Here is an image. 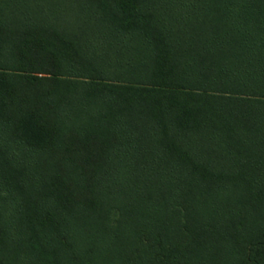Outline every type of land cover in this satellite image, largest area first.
I'll list each match as a JSON object with an SVG mask.
<instances>
[{
	"label": "trees",
	"instance_id": "1",
	"mask_svg": "<svg viewBox=\"0 0 264 264\" xmlns=\"http://www.w3.org/2000/svg\"><path fill=\"white\" fill-rule=\"evenodd\" d=\"M0 264H264V0H0Z\"/></svg>",
	"mask_w": 264,
	"mask_h": 264
}]
</instances>
